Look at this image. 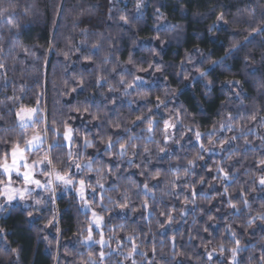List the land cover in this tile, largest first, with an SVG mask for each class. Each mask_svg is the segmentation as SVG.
I'll return each instance as SVG.
<instances>
[{"label":"trees","instance_id":"1","mask_svg":"<svg viewBox=\"0 0 264 264\" xmlns=\"http://www.w3.org/2000/svg\"><path fill=\"white\" fill-rule=\"evenodd\" d=\"M138 1L0 0V156L47 127L39 151L69 172L71 128L107 241L84 244L90 215L57 185L0 212V264H264V0Z\"/></svg>","mask_w":264,"mask_h":264},{"label":"snow or ice","instance_id":"2","mask_svg":"<svg viewBox=\"0 0 264 264\" xmlns=\"http://www.w3.org/2000/svg\"><path fill=\"white\" fill-rule=\"evenodd\" d=\"M136 7L137 8L140 7L139 2L137 3ZM8 10H9L8 8H4V7L0 6V16H3ZM120 19L125 24L128 23V19L126 16L122 15L120 17ZM221 19H223V14L217 16V20H221ZM9 23L11 24V21H9ZM13 27H15V25H13ZM93 47H96V45H94ZM129 63H131V60H129ZM3 67H4V65L0 64V68H3ZM200 75L204 76L205 73L200 72ZM235 83L239 84V81H235ZM21 91H23V89H21ZM73 91H75V89H73ZM10 99L19 100L20 97H12ZM38 111H39L38 107L27 108V107L21 106L16 112L19 127L21 129H27L29 127H32L37 122L35 120V117H36V114ZM76 111H79V109H76ZM255 118H256L255 115H253L252 119H255ZM137 119L138 120L142 119V117H137ZM53 123H55V122H53ZM152 123L153 122L151 120L148 121V124H149L148 131L149 132L152 131ZM164 126H165V141H167V129L169 127H174V125H170L169 122L166 120L164 122ZM116 127H119V125H116ZM7 130L8 129H6L5 131H7ZM48 131H50V129H48L47 127H45V129L43 131L37 130L36 128L33 127L32 135L30 137L27 134L24 135L23 146H21V144L19 142V138L16 140H9V139H3L2 140L3 143L11 144V149H10L11 163H8V156H9L8 151H5L3 153V155L0 156V169H2L5 174H7V185L4 189L0 190V196H6V199L8 202L13 201L14 199L17 198V196L21 200H24L26 198V195L29 194V188L27 187L28 185H35L36 187H42V188L48 189L54 183V181H58V182L63 183L65 185V187L73 184V180L69 177V173L67 171H65L63 174H61V172L58 171V169H57L56 162L54 161V159L49 154L51 149L57 146L55 143L50 144L48 146V150L45 151L44 154L42 156H40L38 159H35L31 163H28V156L26 154L32 153L35 150H42L43 149V145L46 142V137H47ZM63 135H64V140L71 143L72 129L69 128L67 125L65 126ZM196 138H197V140H199L201 138V133L197 132ZM210 143H211V141H210ZM91 145H92V141L85 138L84 139V146L91 147ZM107 147L108 148L113 147V142H112L111 138H109ZM125 148H126L125 144H120V150H121L122 154L125 151ZM201 149H203V145H201ZM145 151H147V149H145ZM160 151H164V149H160ZM68 155H69V160H70L69 167L71 166L72 163H75V167L77 169L84 167V165H81L80 163H76L74 160H72V153L71 152H69ZM259 163H260V165H264V160H260ZM189 164H192V161H189ZM21 168H23V171H21ZM37 169L40 170L41 174L48 177L47 184H42L40 180L34 179V175H35V172ZM219 170L223 171L222 169H219ZM13 172H15L17 179H22V182L25 185V187H23L22 189L10 187V185L13 182V178L11 175ZM157 175H159V173H157ZM224 178L227 179L226 174H225ZM4 183L5 182L3 180H0V184H4ZM259 183L261 185H264V177L260 178ZM80 185H81V187L77 190V193L80 196L81 200H84L85 206H87L88 201L84 198V181L83 180L80 181ZM101 187H103V185H101ZM144 187H145V189H147L148 185L145 184ZM36 203L39 204V203H41V201L37 200ZM119 206L123 208V207H127V204H121ZM144 207L147 208L146 203H145ZM230 207L235 208L236 205L230 203ZM29 215H31V213H29ZM93 216L95 217L96 226L99 228L101 226L102 218L96 216V213H93ZM261 218L264 219V217H261ZM48 223L51 224L52 221H49ZM3 231L4 230L2 228H0V232H3ZM57 231L59 232V229H57ZM91 240H92L91 229H89V235L86 238V242L91 241ZM98 243H100L101 245L104 244L102 234H101V240L98 241ZM239 243L240 242L237 240L236 241V247L232 249L233 259L235 258L236 252L239 249ZM136 247L137 246L135 244H133L132 249L129 252V256H131L136 251ZM15 252H16V249H13V253H15ZM100 256H101V260H102L104 257V253L101 252ZM90 259H91V255H90ZM133 264H135V262H133Z\"/></svg>","mask_w":264,"mask_h":264},{"label":"rangeland","instance_id":"3","mask_svg":"<svg viewBox=\"0 0 264 264\" xmlns=\"http://www.w3.org/2000/svg\"><path fill=\"white\" fill-rule=\"evenodd\" d=\"M123 1H127V0H123ZM141 1L142 0H139L138 1L140 3V5H141ZM168 122H169L170 125H174L173 121H168ZM17 124H18V121H17ZM163 127H164L163 128V131H164V143L166 145V151L170 152L173 149V147L175 146V134H174V130H173V127H169L167 129V141H165V126H163ZM63 137H64V135H63ZM72 139H73V132H72ZM198 141L199 140H196V142H198ZM45 144H46V142H45ZM65 145L68 147V149L70 148L69 149V152L72 153V160H74L76 163H80L81 165H84V167H88L89 166V163L88 162H84V161H82V160L79 159V156H78L79 154L77 153L78 151L76 150V148L75 149H71V147H72V140H71V143H69L68 141H65ZM228 145H229V141L226 142V143H224L223 145H219V146L209 145L208 148L205 149V153L207 155H220V154H222L223 150L227 148ZM81 150H82V146H81ZM31 154H34L35 155L34 157L37 156L33 160L38 159L40 156H42L41 155L42 152H40L39 150H35ZM26 155L29 157V153L26 154ZM33 160H29L28 159V163H31ZM8 163H11L10 153H9V157H8ZM83 169H84L83 167L80 168V169H77L75 167V163H72L71 166H70V170H69L68 173H69V177L73 180V184L65 187V185L63 183L58 182V181H54V183L48 189H50L52 191V193H54V188L57 185L61 186L65 190L73 189L74 192L77 195L78 200L80 201L82 211L88 212L89 215H90V222H91L90 229L96 230V231L99 232V234H102L103 219L101 220V226L98 228L96 226V223H95V217L93 216V213H96V212L92 208V201H93V199L95 197L99 201V194L97 195L95 193V190L89 189L88 186L86 185L85 179L83 177H81V176L84 175L83 172H82ZM21 171H23V168H21ZM2 172H3V170H2ZM11 175H12V178H13V182L10 185V187H12V188H20V189H22L23 187H25V185L22 182V179H17L16 178L15 172H13ZM5 176L7 178V174H5ZM38 176L45 177V179L42 178L43 180H40ZM34 179L40 180L42 184H47V181H48V177H46L45 175L43 176V174H41V172H40L39 169L36 170L35 175H34ZM81 180L84 181V198L88 201L87 206H85L84 200H81L80 196L77 193V190L81 187V185H80V181ZM6 185H7V181L4 184H2L0 190L4 189L6 187ZM27 187L29 188V194L26 195V198L24 200H21L17 196L16 199H14L11 202H8L7 199H6V196H0V212L2 210H5V208H7V207H9L12 204L17 203V202L20 203V204H22V205H24V206H27L29 204V201L32 199L31 195L35 191H43V190H45V188L36 187L35 185H28ZM96 216L101 217L97 213H96ZM88 235H89V230H88ZM91 235H92V240L91 241H87L86 242V238L87 237L85 239H83V242H84V244L86 246H89V245L94 244V243H98V241L101 240V236H100L99 239L96 240L94 238L92 232H91ZM103 240H104V244L103 245H101L100 243H98L101 247H105L107 245V241L104 238H103ZM209 256H210L209 258H212L214 256V254L209 255ZM104 257H105V255H104Z\"/></svg>","mask_w":264,"mask_h":264}]
</instances>
